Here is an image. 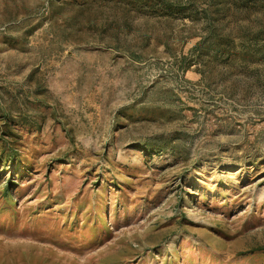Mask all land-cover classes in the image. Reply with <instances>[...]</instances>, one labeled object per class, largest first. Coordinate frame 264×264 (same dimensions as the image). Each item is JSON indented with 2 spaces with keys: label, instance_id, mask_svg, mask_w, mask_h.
<instances>
[{
  "label": "rangeland",
  "instance_id": "1",
  "mask_svg": "<svg viewBox=\"0 0 264 264\" xmlns=\"http://www.w3.org/2000/svg\"><path fill=\"white\" fill-rule=\"evenodd\" d=\"M0 264H264V0H0Z\"/></svg>",
  "mask_w": 264,
  "mask_h": 264
}]
</instances>
